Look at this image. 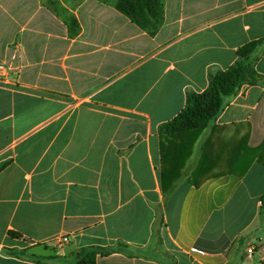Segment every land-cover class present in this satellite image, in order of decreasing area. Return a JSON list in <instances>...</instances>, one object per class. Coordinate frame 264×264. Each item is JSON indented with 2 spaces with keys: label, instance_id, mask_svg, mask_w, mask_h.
Wrapping results in <instances>:
<instances>
[{
  "label": "crops",
  "instance_id": "obj_1",
  "mask_svg": "<svg viewBox=\"0 0 264 264\" xmlns=\"http://www.w3.org/2000/svg\"><path fill=\"white\" fill-rule=\"evenodd\" d=\"M261 39L264 0H165L155 34L105 0H0V264H76L89 247L111 252L97 264H264L249 152L264 86L227 99L166 176L159 135Z\"/></svg>",
  "mask_w": 264,
  "mask_h": 264
},
{
  "label": "trees",
  "instance_id": "obj_2",
  "mask_svg": "<svg viewBox=\"0 0 264 264\" xmlns=\"http://www.w3.org/2000/svg\"><path fill=\"white\" fill-rule=\"evenodd\" d=\"M116 9L127 16L141 29L155 34L165 21V0H118ZM76 24L73 35L79 32ZM264 47V39L252 41L240 47L236 62L227 70L210 74L209 86L201 94L189 92L182 112L172 121L160 127L159 135L163 139V174L173 172L178 163L191 154L193 144L199 134L205 130L225 109L226 101L238 95L243 86H264V77L257 71L260 50ZM252 159L264 166V143L250 149ZM171 169L169 171V168ZM181 176L178 175L179 179ZM172 193V192H170ZM13 238L21 235L10 232ZM11 254H20L9 250ZM111 252L105 249L89 247L77 252L76 264H97L99 255L107 256ZM42 264L41 260H37Z\"/></svg>",
  "mask_w": 264,
  "mask_h": 264
},
{
  "label": "built area",
  "instance_id": "obj_3",
  "mask_svg": "<svg viewBox=\"0 0 264 264\" xmlns=\"http://www.w3.org/2000/svg\"><path fill=\"white\" fill-rule=\"evenodd\" d=\"M5 75V67L4 65L0 64V77H3ZM254 253V250L253 249H250L249 250V254H253Z\"/></svg>",
  "mask_w": 264,
  "mask_h": 264
},
{
  "label": "rangeland",
  "instance_id": "obj_4",
  "mask_svg": "<svg viewBox=\"0 0 264 264\" xmlns=\"http://www.w3.org/2000/svg\"><path fill=\"white\" fill-rule=\"evenodd\" d=\"M105 1H107V2H114V4L116 5V3H117L118 0H105ZM261 234H264V227L262 229H260V235Z\"/></svg>",
  "mask_w": 264,
  "mask_h": 264
}]
</instances>
